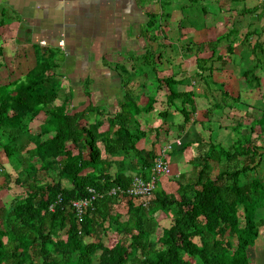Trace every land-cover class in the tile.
<instances>
[{
    "label": "trees",
    "instance_id": "obj_1",
    "mask_svg": "<svg viewBox=\"0 0 264 264\" xmlns=\"http://www.w3.org/2000/svg\"><path fill=\"white\" fill-rule=\"evenodd\" d=\"M154 23L151 19L148 24L152 27ZM227 53L233 49L227 47ZM56 57L51 53L48 60L37 61L23 79L0 87V149L23 172V180L18 176L14 183L25 189L22 200L0 211V264H254L253 251L264 230L260 214L264 182L245 176L264 160V147L259 151L257 142L260 134L252 138L255 127L264 133V116L251 120L246 133L241 123L235 124L228 148L210 139L206 151L198 156L201 163L196 175L183 183L177 181V197L163 191L156 177L152 195L142 205L125 194L133 176L122 174V162L112 173L108 158L119 152L130 155L140 164L137 176L144 181L155 176L154 149L145 153L137 149L138 136L128 128L140 113L137 101L125 92L120 111L107 119L105 133H99L96 124L82 125V113L70 114L64 104L50 107L57 93L43 90L56 67ZM204 63L197 59L198 69ZM244 78L250 88L260 90V79L252 69L245 71ZM156 81L167 88V103L180 102L177 110L183 124L178 129L183 131L196 113L197 95L175 91L173 78L156 77ZM227 99L240 101L225 96L211 108H231ZM261 99L264 102V92ZM153 101L144 107L146 112L153 109ZM45 109L48 120L39 134L30 136L34 148L26 149L28 123ZM99 141L107 158L102 157ZM52 171L57 178L40 181L39 173ZM113 188L123 193H110ZM93 195L97 197L78 217L72 202ZM124 198L127 211L123 219L112 210ZM158 212H171L167 224L155 220ZM157 228L160 234L152 242Z\"/></svg>",
    "mask_w": 264,
    "mask_h": 264
},
{
    "label": "crops",
    "instance_id": "obj_2",
    "mask_svg": "<svg viewBox=\"0 0 264 264\" xmlns=\"http://www.w3.org/2000/svg\"><path fill=\"white\" fill-rule=\"evenodd\" d=\"M51 53L57 56L56 67L43 85L44 91L57 93L50 107L64 104L70 114H83L82 125L96 124L105 133L108 117L120 111L123 94L132 93L140 113L128 128L138 136L137 149L145 153L152 147L157 157L164 153L168 173L157 176V183L175 197L177 181L196 175L198 156L210 139L225 148L231 145L232 127L244 124L232 111L247 115L262 108L264 116V102L257 97L264 92V4L258 0H0V87L23 79ZM197 59L205 61L202 69ZM248 69L260 79L259 91L246 84ZM156 77L173 78L175 91L197 95L196 113L183 131L178 129L183 124L180 102L167 103L168 90ZM225 96L240 101L227 99L231 108L209 110ZM151 99L153 109L146 112ZM260 117H252L248 128ZM47 120L45 109L28 123L26 149L34 148L30 136L39 134ZM97 144L107 158L102 142ZM108 158L112 173L121 162L122 174L140 172L130 155L119 152ZM19 172L0 149V211L25 195L14 183L18 176L23 180ZM125 203L121 199L113 209ZM157 215L158 223L171 219V212Z\"/></svg>",
    "mask_w": 264,
    "mask_h": 264
},
{
    "label": "rangeland",
    "instance_id": "obj_3",
    "mask_svg": "<svg viewBox=\"0 0 264 264\" xmlns=\"http://www.w3.org/2000/svg\"><path fill=\"white\" fill-rule=\"evenodd\" d=\"M260 95H261V92L257 95V97H260ZM254 100L256 99V98H253ZM248 100H250V101H252L251 100V97L250 98H248ZM235 103V102H234ZM211 109H213V108H210V110ZM261 109L262 108H259V109H257V110H253L252 111V113L253 114H251V112H250V114H247V115H244L243 114V112H242V114L240 113V111H232V112H234L235 113V115H237L238 117H240V118H242L243 119V121H244V124H243V126H246V128H248V124H247V122L253 117V118H257V117H260L261 116V114H262V112H261ZM38 125V124H37ZM245 128V130H242L243 131V133H246V132H248V129H246ZM255 129V134L254 135H258V134H260V136H259V140L257 141L259 144V147H260V150L259 151H262V148L264 147V133H262L261 131H260V129L258 128V127H255L254 128ZM36 130H38V128L36 129ZM218 138V136H215L214 138ZM218 140V139H217ZM223 146V145H222ZM168 147H170V148H168ZM224 147V146H223ZM167 149L168 150H171V146H167ZM198 158V157H197ZM162 159H163V157H162ZM199 159V161H200V158H198ZM164 160V159H163ZM35 163H38V161L37 160H35ZM201 162H199V164H200ZM134 176H137V175H134ZM133 176V177H134ZM55 178H57V176H56V172L54 171H52V172H47V173H44V172H41V173H39V179H40V181L41 182H44V181H48V180H51V179H55ZM252 178H259V179H261V180H263V182H264V160H263V162H262V164L260 165V166H258L256 169H254L252 172H250V173H248L246 176H245V179L246 180H250V179H252ZM126 211H127V205H126V203H125V205L123 204V206H119V207H116V209H113L112 210V213L114 214V213H119V214H125L126 213ZM261 214V213H260ZM159 218H160V216L159 215H157L156 217H155V220L156 221H158L159 220ZM167 220H169V219H167ZM262 231V234H261V236H260V238H258V240H257V249H255L254 251H253V254H254V264H264V252L262 251V244H263V242H264V230L262 229L261 230ZM109 234H111V235H113V231H111L110 230V233ZM160 234V228H157L156 229V231H155V234L151 237V240H152V242L153 241H155L156 239H157V237H158V235ZM101 240L105 243L106 242V237L105 236H102L101 237ZM100 254V252L98 251V252H96V256H98ZM39 260L37 259V262H38ZM131 264H138L137 262L136 263H131Z\"/></svg>",
    "mask_w": 264,
    "mask_h": 264
},
{
    "label": "built area",
    "instance_id": "obj_4",
    "mask_svg": "<svg viewBox=\"0 0 264 264\" xmlns=\"http://www.w3.org/2000/svg\"><path fill=\"white\" fill-rule=\"evenodd\" d=\"M260 3L264 4V0H258ZM175 143L177 145H180V141L176 140ZM170 148V147H168ZM164 153H160L159 156L155 159L153 163V171L155 173V176H152V178L149 181H144L139 176H134L132 179V185L131 187L125 192L129 197L138 199L142 203V205H147L152 192L155 188V179L157 176L161 174H167L168 173V167L167 163L162 159V156ZM91 192V190H90ZM116 192H120L121 194L123 191H121L119 188H113L110 193L114 194ZM97 197V195H93L90 198H85L82 200L74 201L72 202V207L74 208L76 214L78 217H80L85 210L89 207L91 204V201L94 200Z\"/></svg>",
    "mask_w": 264,
    "mask_h": 264
}]
</instances>
